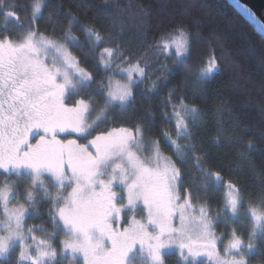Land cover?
Here are the masks:
<instances>
[{"label": "snow or ice", "instance_id": "obj_1", "mask_svg": "<svg viewBox=\"0 0 264 264\" xmlns=\"http://www.w3.org/2000/svg\"><path fill=\"white\" fill-rule=\"evenodd\" d=\"M42 6V0L31 4L24 35L16 40L0 35V169L17 177L26 169L30 184L39 182L45 192L50 193L51 189L42 178L43 173H49V178L55 181L53 187L66 191L67 195L52 198L47 215L53 230L47 238L37 240V226L28 227L25 222L28 208L24 205L9 208L10 199L21 185H10L6 178L0 186V204L6 217L0 229L3 232L0 234V258L11 262L19 247L15 264H65V261L68 264H131V256L137 252L144 258V264H165L163 250L177 245L186 264H197V257L201 256L206 260L200 264H250L248 253L264 259V250L253 243L257 238L264 243V192L259 195L262 208L249 206L247 209L252 221L248 242L245 243L243 234L233 228L221 250L215 227L220 223L227 225L229 220L236 222L246 203L236 184L225 185L224 205L213 217L210 205L202 204L198 208L193 205V191L184 186V172L177 166L186 163L183 157L187 153H181L180 145L169 132L162 131L161 136L175 146L173 155L178 159L165 157L163 165L160 140L148 141L153 145L152 157L140 156L145 150V134L151 124L145 126L135 121L131 127L111 128L93 136L97 131L96 121L107 123L123 117L121 122H128L137 99L134 95L137 77L133 74L146 78L148 61L142 57L132 64L122 55L117 57L116 48L106 47L97 57V64L102 68L96 67L95 72L82 68L81 61L69 51L66 43L47 38L36 29L37 14ZM17 7L15 4L8 7L6 0H0V14L21 23ZM241 7L255 18L251 9ZM87 31L96 42L104 43L99 33L93 29ZM178 32V37L170 35L162 39L158 47L163 52L174 49V57L182 58L190 54V43L183 30ZM64 39L75 38L64 35ZM49 53L53 55L49 57ZM81 55L87 56L83 52ZM114 58L121 63L128 62L129 66L122 68ZM174 63L183 64V59H176ZM203 65L197 73L202 80L220 67L214 55L203 61ZM101 71L111 74L97 79ZM183 71L181 83L192 73V68L185 65ZM117 72L126 74V82L116 81L113 86L112 75ZM156 87L153 83L151 89ZM179 88L178 83L170 90L168 104ZM93 93L101 98L103 106L90 124L86 116L101 102L92 98ZM78 96L88 99H77ZM177 98L179 106L171 104V113L165 110L164 116L169 121L175 118L177 136L183 134L192 138L191 130L200 119L199 109L184 104L183 97ZM143 120L152 121L153 116L146 112ZM34 130L33 139H39L32 144L29 136ZM59 133H78L87 143L60 139ZM89 136L93 138L88 140ZM89 145L94 151L89 150ZM185 148L193 152L195 144H187ZM193 159L201 163L200 156L194 152ZM201 171L223 183L219 172L209 173L203 167ZM116 183L123 186L122 191L114 188ZM69 188L71 190L67 191ZM23 194L28 200L33 199L30 190H24ZM138 202L147 210L144 223L136 220L134 214ZM128 212L133 215L129 217ZM174 218L179 220L180 227L173 226ZM118 223L122 231L117 230ZM62 232L64 238L57 240ZM29 239L32 242L26 243Z\"/></svg>", "mask_w": 264, "mask_h": 264}, {"label": "trees", "instance_id": "obj_2", "mask_svg": "<svg viewBox=\"0 0 264 264\" xmlns=\"http://www.w3.org/2000/svg\"><path fill=\"white\" fill-rule=\"evenodd\" d=\"M34 2L6 0L8 7L18 6L21 23L12 18L5 19L0 14V35H9L14 40L24 35L29 24L30 6ZM42 5L41 12L37 14L36 29L47 38L66 43L69 51L81 61L82 68L94 72L96 67L102 68L97 64V57L106 47L116 48L117 57L122 55L132 64L142 57L148 61L146 78L133 74L137 77L134 87L137 99L128 122L122 123L123 117L110 119L107 123L96 121L94 127L97 131L93 136L111 128L131 127L135 121L145 126L151 124L144 141L160 140V151L177 160L173 155L175 146L161 136L162 131L169 132L180 145L181 153H187L183 157L186 163H178L177 166L184 172V186L193 191L196 208L208 204L211 215L215 217L227 196L225 185L230 182L241 189L246 203L239 211V219L236 222L229 220L227 225L220 223L214 230L220 237L218 247L221 250L230 239L233 228L238 234H243L242 238L247 243L252 228L247 209L249 206L261 209L259 195L264 192V28L234 0H42ZM87 29L99 33L104 43L91 38ZM178 30L187 34L190 43V54L182 58L174 57V49L163 52L158 47L162 39L178 35ZM64 35L75 39L65 41ZM82 52L87 56H82ZM51 55L53 53H49V57ZM213 55L220 67L202 80L197 73L204 66L203 61ZM176 59H183V64L174 63ZM116 63L122 68L129 66L128 62L121 63L120 59H116ZM185 65L192 68V73L181 83ZM140 66L144 67V64ZM109 74L101 71L97 79ZM112 79L113 86L116 81L125 83L126 74L117 72ZM153 83L157 85L155 89H151ZM178 83L179 92L173 93L171 104L179 106L177 97H183L184 104L199 109L200 119L191 130L192 138L183 134L177 136L175 118L169 121L164 116L165 110L172 111L167 96ZM76 98L88 99L87 96ZM92 98L101 102L86 116L90 124L96 120L99 107L103 106L95 93ZM146 112L151 113L152 121L143 120ZM108 115L111 117L112 113ZM187 120L191 125L190 116ZM63 135L86 141L78 133ZM190 143L195 144L193 152L200 156V164L193 159V152L185 148ZM201 167L209 173L219 172L223 183L217 182L214 176L204 175ZM42 176L50 174L43 173ZM6 178L8 182L13 181V174L0 171V186ZM37 198L33 207L37 211L29 215L26 223L28 227L37 226L38 233L48 235L53 230L47 215L53 197L41 194ZM143 206L136 209V217L142 215ZM63 237L62 232L57 240ZM253 243L264 250V243L259 238ZM18 254L17 247L11 262L4 258L0 261L15 264ZM247 255L250 264H264L260 255ZM164 261L165 264H182L174 252L165 253Z\"/></svg>", "mask_w": 264, "mask_h": 264}, {"label": "rangeland", "instance_id": "obj_3", "mask_svg": "<svg viewBox=\"0 0 264 264\" xmlns=\"http://www.w3.org/2000/svg\"><path fill=\"white\" fill-rule=\"evenodd\" d=\"M178 35H175L174 37H178ZM58 138L65 139V140L66 139H77V142L79 144H86L87 143V141H81V140H79L75 136L66 137V136H64L61 133L58 134ZM91 139H89V140H91ZM143 148L145 150H142L140 152V156L142 158H150V157H152V155H153V145L148 144V142L144 141ZM89 150L90 151H94V148L91 145H89ZM165 157H168V156L165 155L161 151V161L160 162H161L162 165L165 162L164 161V158ZM8 174H13V181L8 182L10 185H15V184L21 185L19 191H17L15 193V195H13V197L10 199L9 208H11L13 206H18V205H24V207L28 208V213L25 216V222H26L27 218L29 217V215L31 213H33V207L35 206V204L38 201L37 195L39 196V195L43 194L44 196H47V197L52 196V197H57V198H59L61 196H64V195H67V192L66 191H63V190H59L58 191V189L56 187H53V185L55 184V181L52 180V179H50L49 178L50 176H46V177L42 176V178H44V180H45V184L48 185V187L51 189V191L49 193V192H45L44 188L40 186L39 182H37L36 185H31L30 184L29 177L27 176V173H25V171H22L21 170V177L15 176L14 173H8ZM65 183L67 184L68 182L66 181ZM114 188L117 191H122L123 190V186L120 185V184H118V183L114 184ZM24 190H30L32 192V196H33V199L32 200H28L27 196L23 194L24 193ZM70 190H68V191H70ZM36 193H38V194H36ZM141 205L143 206L142 203H139L138 202L137 205H136V209H138V207L141 206ZM189 211L191 212L192 209H189ZM135 213H136V210H135ZM132 215H133V213H130L129 217H131ZM135 217H136V215H135ZM146 217H147V210L144 209V211H142V215L140 214L139 218L136 217V220L144 223V222H146ZM5 219H6V217H5V214H4L3 205L0 204V229H2V222ZM130 222H131V220H129V223ZM26 225H27V223H26ZM125 226H127V225H125ZM173 226L174 227H177V228L180 227L179 220L177 218H174L173 219ZM116 228H117V230H121L122 231V228H121V224L120 223H118L116 225ZM37 231L39 232V229L38 228H37ZM37 231L35 232V236H36L37 240L47 238V235H43L42 233L40 234ZM0 234H3V232L0 231ZM31 242L32 241L29 239L26 243H31ZM138 247H139V245H137V248ZM163 252H164V255H165V253L171 254V253L174 252L175 255L177 256V260H179V263L186 264V262H184L182 260V258L180 257V255H179V248H178L177 245H171V246L165 248L163 250ZM189 260H191V258H189ZM204 260H206V258L203 257V256L197 257V263L200 262V261H204ZM65 264H68V262L65 261ZM131 264H144V258L138 252L137 253H134L131 256Z\"/></svg>", "mask_w": 264, "mask_h": 264}, {"label": "water", "instance_id": "obj_4", "mask_svg": "<svg viewBox=\"0 0 264 264\" xmlns=\"http://www.w3.org/2000/svg\"><path fill=\"white\" fill-rule=\"evenodd\" d=\"M238 5H244L255 13L252 18L264 28V0H234ZM244 9V8H243ZM249 15V13H248Z\"/></svg>", "mask_w": 264, "mask_h": 264}, {"label": "flooded vegetation", "instance_id": "obj_5", "mask_svg": "<svg viewBox=\"0 0 264 264\" xmlns=\"http://www.w3.org/2000/svg\"><path fill=\"white\" fill-rule=\"evenodd\" d=\"M5 107H7V105H5ZM34 134H35V130H34L33 134L29 136V141L32 144H35L36 139H39V137H35V139H33ZM61 134H67V133H61ZM0 171L4 172L2 169H0ZM22 171H26V169H22Z\"/></svg>", "mask_w": 264, "mask_h": 264}]
</instances>
